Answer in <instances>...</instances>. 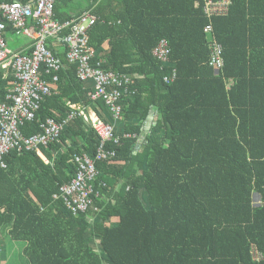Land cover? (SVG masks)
<instances>
[{"label":"trees","instance_id":"trees-1","mask_svg":"<svg viewBox=\"0 0 264 264\" xmlns=\"http://www.w3.org/2000/svg\"><path fill=\"white\" fill-rule=\"evenodd\" d=\"M14 1L28 0L0 3ZM206 1L54 3L60 23L91 8V62L131 80L114 122L103 101L90 99L92 82L78 79L65 46L47 42L63 68L33 119L19 126L22 134L39 132L47 118L61 122L70 102L112 123L119 143L105 144L112 158L94 161L92 203L77 215L60 188L76 173L74 154L93 158L99 145L81 115L48 145L2 156L0 233L24 242L25 264H264V0H228L211 17ZM162 38L170 49L164 63L152 54ZM172 69L176 79L164 82ZM11 80L0 67V103ZM152 108L156 123L143 131Z\"/></svg>","mask_w":264,"mask_h":264},{"label":"built area","instance_id":"built-area-1","mask_svg":"<svg viewBox=\"0 0 264 264\" xmlns=\"http://www.w3.org/2000/svg\"><path fill=\"white\" fill-rule=\"evenodd\" d=\"M56 1L58 0L0 3V67L12 78L6 95L7 100L0 103V162L2 156L14 148L38 150L40 146L48 145L58 138L68 120L81 115L95 130L99 145L93 158L86 154H74L72 160L76 164V173L60 188L64 205L73 215H77L85 212L92 203L91 183L97 175L94 161L112 158L115 151L107 149L105 144L110 141L118 144L119 138L114 135L112 123L104 122L98 115L91 117L70 102L67 103L70 110L61 122L47 118L41 123L39 132L29 136L22 134L19 126L25 120L33 119L40 101L51 92V82L58 81V72L63 68L61 59L47 47V42L55 46L58 43L65 46V58L68 62L75 63L78 79L92 82L90 99L93 102L103 101L114 121L121 115L120 100L128 91L127 85L131 77L120 72L106 71L100 67L99 62H91L93 51L88 43V31L97 21L96 15L90 10H85L71 20L60 23L53 18ZM228 3V0H208L204 4V12L211 17L226 9ZM30 23L33 25V33L28 26ZM7 26L14 34H23L31 39L27 51H15L6 45L4 34ZM64 30H67V33L63 34ZM204 31H213L210 22L204 27ZM212 45V62L215 69L220 70L223 66L220 46L215 41ZM169 53L165 38L159 39L152 49L154 57L162 63L168 61ZM46 74L51 75V78H46ZM176 77L177 72L172 69L163 80L171 82ZM1 166H4L3 162ZM253 255L255 260L261 259L259 251L254 250Z\"/></svg>","mask_w":264,"mask_h":264},{"label":"crops","instance_id":"crops-1","mask_svg":"<svg viewBox=\"0 0 264 264\" xmlns=\"http://www.w3.org/2000/svg\"><path fill=\"white\" fill-rule=\"evenodd\" d=\"M29 1H34V0H28L27 2H29ZM81 9L83 10V8H76L74 11L78 12ZM85 10H90L91 11V8L84 9V11ZM28 26H30L29 29L33 33L34 32L33 25L30 23ZM20 37H24V39L21 40ZM4 39H5L6 43H7V45L9 46V48L12 49V50H15V51H27L28 50V46L30 45V42H31V39L28 36L23 35V34H20V35L19 34H14V32L11 31V30L5 32ZM55 47L58 50V49L62 48V45L58 43ZM88 108L89 109L86 111V113L89 116L93 117V116L97 115L96 112L92 108H90V107H88ZM150 111L152 112V119L150 120V122L148 124L146 123V120L144 121V124H143V127H142L143 131H147L148 129H150V127L152 125H154L156 123V117H158V112L154 108H152ZM143 138H144V134H140L138 136L137 145H136V148H135L136 150H138L141 147V145L143 143Z\"/></svg>","mask_w":264,"mask_h":264},{"label":"rangeland","instance_id":"rangeland-1","mask_svg":"<svg viewBox=\"0 0 264 264\" xmlns=\"http://www.w3.org/2000/svg\"><path fill=\"white\" fill-rule=\"evenodd\" d=\"M17 37V36H16ZM21 40L24 37H20ZM254 199H256L254 197ZM24 242L11 241L10 238L4 233H0V264H25V258L22 255V248ZM254 250L255 247L252 246Z\"/></svg>","mask_w":264,"mask_h":264},{"label":"water","instance_id":"water-1","mask_svg":"<svg viewBox=\"0 0 264 264\" xmlns=\"http://www.w3.org/2000/svg\"><path fill=\"white\" fill-rule=\"evenodd\" d=\"M151 119H152V112L150 111L148 116H147L146 123L148 124Z\"/></svg>","mask_w":264,"mask_h":264}]
</instances>
